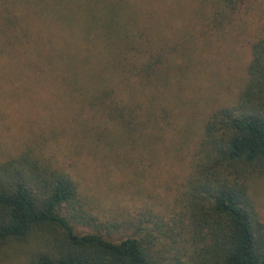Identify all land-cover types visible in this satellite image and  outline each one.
Segmentation results:
<instances>
[{
  "label": "trees",
  "instance_id": "1",
  "mask_svg": "<svg viewBox=\"0 0 264 264\" xmlns=\"http://www.w3.org/2000/svg\"><path fill=\"white\" fill-rule=\"evenodd\" d=\"M173 1L0 0V99L36 96L47 86L56 103L48 114L87 117L82 138L106 137L102 114L121 125L109 132V151L162 144L175 129L164 92L183 69L191 35L224 36L236 19L264 7V0H186V27L160 13ZM186 153L171 204L147 207L122 226L100 224L75 174L35 148L1 160L0 264L18 248L19 264H264V222L249 194L250 177L264 172L263 28L237 98L208 115ZM114 231L123 235L114 239Z\"/></svg>",
  "mask_w": 264,
  "mask_h": 264
},
{
  "label": "rangeland",
  "instance_id": "2",
  "mask_svg": "<svg viewBox=\"0 0 264 264\" xmlns=\"http://www.w3.org/2000/svg\"><path fill=\"white\" fill-rule=\"evenodd\" d=\"M173 3L159 6L160 13L178 26L183 23L190 27L191 20L185 14L188 2L175 0ZM262 28L264 7L259 11L254 8L247 16L236 19L224 36L204 41L198 32L191 35L187 60L179 61L183 69L176 73V79L171 80L164 92V101L174 112L171 122L175 129H168L162 144L117 148L113 150L117 158L111 157L114 154L108 147L112 142L109 132L115 133L121 125L101 114L97 118L103 119L106 137L99 140L90 135L93 138L90 141L82 138L81 125L87 117L56 111L48 114V106L54 108L56 103L45 86L36 96L17 93L0 99V161L16 156L29 146L44 159L57 160L75 174L89 210L100 224L122 226L147 207L159 210L169 206L186 174L187 148L208 115L216 107L237 98L244 85L251 43ZM168 33L171 41H176L175 35H179L176 28ZM177 42L187 47L184 40ZM2 108H6L4 113H1ZM136 118L148 120L147 114H136ZM146 129L148 138H152L155 131L152 122ZM183 139L185 145L177 148ZM249 194L264 222V172L250 177ZM77 230L80 233L92 231L86 227ZM122 235L123 232L114 231L113 238L119 239ZM8 253L13 259L11 262L7 259L4 264H19L24 251L18 248Z\"/></svg>",
  "mask_w": 264,
  "mask_h": 264
}]
</instances>
